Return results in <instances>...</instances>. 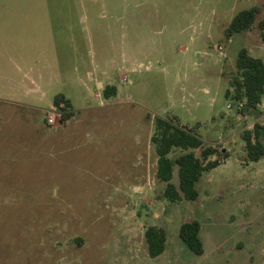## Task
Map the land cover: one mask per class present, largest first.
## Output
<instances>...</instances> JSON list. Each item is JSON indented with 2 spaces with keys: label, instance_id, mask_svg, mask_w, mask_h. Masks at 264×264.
<instances>
[{
  "label": "rangeland",
  "instance_id": "1",
  "mask_svg": "<svg viewBox=\"0 0 264 264\" xmlns=\"http://www.w3.org/2000/svg\"><path fill=\"white\" fill-rule=\"evenodd\" d=\"M243 48L264 61V0H0V264H264V158L242 138L264 96L235 98ZM156 116L218 152L195 201L164 197ZM190 221L202 255L179 238ZM150 226L166 234L156 258Z\"/></svg>",
  "mask_w": 264,
  "mask_h": 264
},
{
  "label": "trees",
  "instance_id": "2",
  "mask_svg": "<svg viewBox=\"0 0 264 264\" xmlns=\"http://www.w3.org/2000/svg\"><path fill=\"white\" fill-rule=\"evenodd\" d=\"M256 9L240 11L232 20L227 35L247 30L254 22ZM237 74L233 78L235 98L245 101L248 106L256 107L264 96V61L250 55L247 49L243 48L236 59ZM228 93V92H227ZM116 94L115 87H107L103 96L105 99ZM53 106L60 113L63 121L72 117V105L68 98L62 94L54 97ZM156 132L152 141L156 146L157 178L164 182V197L170 202L181 199L195 201L199 197L197 184L204 172L216 168L217 160L209 158L218 154L212 146L204 147L203 140L192 130L178 126L171 120L161 117L155 118ZM245 142L247 158L251 162H258L264 158V126L256 124L251 130L242 135ZM173 149H180L183 152L172 160L169 154ZM191 149H200L197 156ZM177 166L178 184L172 182L173 168ZM180 240L195 255H202L204 245L200 238V224L197 221L183 223L178 231ZM145 242L148 255L156 258L162 255L166 249V234L163 229L150 226L145 231Z\"/></svg>",
  "mask_w": 264,
  "mask_h": 264
}]
</instances>
